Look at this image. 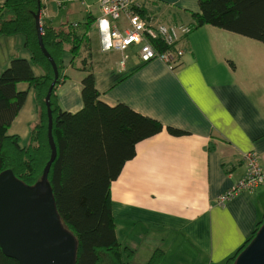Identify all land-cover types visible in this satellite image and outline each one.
I'll use <instances>...</instances> for the list:
<instances>
[{
	"label": "crops",
	"instance_id": "1",
	"mask_svg": "<svg viewBox=\"0 0 264 264\" xmlns=\"http://www.w3.org/2000/svg\"><path fill=\"white\" fill-rule=\"evenodd\" d=\"M68 1L75 5L69 13L80 12L79 20L96 19L91 50L74 65L65 57L61 106L71 112L83 107L82 59L88 55L105 101L127 104L165 125L137 144L111 185L117 236L135 250L129 264H149L157 249L164 252L163 264H227L264 221V184L217 202L247 173L246 152H257L264 163V43L204 25L190 33L172 69L160 59L142 62L138 45L113 49L110 20L98 0ZM143 6L163 24L169 7L201 10L199 0H144ZM19 57H31L25 36L0 34V75ZM30 95L20 114L29 99L33 103ZM167 126L185 133L171 134Z\"/></svg>",
	"mask_w": 264,
	"mask_h": 264
},
{
	"label": "trees",
	"instance_id": "2",
	"mask_svg": "<svg viewBox=\"0 0 264 264\" xmlns=\"http://www.w3.org/2000/svg\"><path fill=\"white\" fill-rule=\"evenodd\" d=\"M39 3L44 13L42 0L0 2V34L22 33L31 56L13 59L0 75V174L11 169L28 185L41 181L52 152L47 93L56 80L51 108L57 155L51 165L48 183L63 226L76 237V264H129L135 250L123 245L117 236L110 200L111 185L125 163L136 155L137 144L161 132L165 125L127 104L105 101L95 85L88 55L82 59V69L87 72L82 80L83 107L76 112L65 110L58 97L61 78L67 77L65 54L70 50L74 65L84 52L91 50L89 33L96 18L89 15L87 20L58 24L41 18L44 45L59 70V77L55 79L53 64L40 45L36 22ZM199 5L200 12L169 7L163 13L168 25L186 28V31L172 44L162 37L152 39L160 51L180 46L185 53L190 33L204 25L264 43V0H199ZM140 13L150 20L144 8ZM36 65L42 66L44 73L37 74ZM22 83L27 86L21 89ZM32 89L38 118L31 130L30 142L23 145L21 136L9 130L25 107ZM166 128L174 135L185 133L173 126ZM263 222L258 223L250 238L228 258L227 264H234ZM163 255L161 249L155 250L149 264H163ZM0 264L19 262L7 256L0 246Z\"/></svg>",
	"mask_w": 264,
	"mask_h": 264
},
{
	"label": "water",
	"instance_id": "3",
	"mask_svg": "<svg viewBox=\"0 0 264 264\" xmlns=\"http://www.w3.org/2000/svg\"><path fill=\"white\" fill-rule=\"evenodd\" d=\"M40 11L39 3L36 22L40 45L53 64L57 79L58 67L42 38ZM55 84L56 80L47 93L48 136L52 152L41 181L28 185L16 177L11 169L0 174V246L7 256L18 260L19 264H76V237L63 226L52 187L48 183L51 165L57 155L51 108ZM235 264H264V222L240 252Z\"/></svg>",
	"mask_w": 264,
	"mask_h": 264
},
{
	"label": "built area",
	"instance_id": "4",
	"mask_svg": "<svg viewBox=\"0 0 264 264\" xmlns=\"http://www.w3.org/2000/svg\"><path fill=\"white\" fill-rule=\"evenodd\" d=\"M99 3L104 16L110 20L109 37L113 49L124 51L132 45H138L142 62L160 59L172 69L180 64L184 54L182 47L160 51L151 40L162 37L172 44L182 36L186 28L148 21L140 13L144 8V0H99ZM40 17L43 18L42 11ZM245 160L247 173L238 183L217 197L218 203L223 204L242 191L254 190L264 184V163L258 153L246 152Z\"/></svg>",
	"mask_w": 264,
	"mask_h": 264
},
{
	"label": "rangeland",
	"instance_id": "5",
	"mask_svg": "<svg viewBox=\"0 0 264 264\" xmlns=\"http://www.w3.org/2000/svg\"><path fill=\"white\" fill-rule=\"evenodd\" d=\"M93 1L94 0H88V2H93ZM42 2L45 5L43 8V12H44L43 13V16H44L43 19L44 20L52 21V23L58 24V23H62V22L67 21V20L74 21V20L81 19V18H79V17H81V15H79L80 12L69 13V9H73L75 6L71 1H68V0H42ZM62 2H64L63 5H60V3H62ZM156 10L160 11V9L158 7H156ZM152 20L150 19V21H152L156 24H161V22H159L155 17H153ZM92 31L94 33L93 29L91 30V32ZM93 33L91 35L89 33L90 41L93 39ZM93 52L95 55L97 53V50L94 49ZM65 57H66V59H68L69 57L72 58V54H71L70 50H68L66 52ZM95 57H97V56L95 55ZM38 66L40 67V70L42 71L40 73H44L43 67L40 65H38ZM36 73L39 74V72H36ZM70 73L74 74V75L77 74V73H75L74 69H72V68H70ZM26 86H27L26 83L20 84L21 89L26 87ZM30 94H31L30 98H33V96H34L33 103L31 101V99H29L26 110L23 111L24 114L23 113L20 114V116H21V117L19 116L20 120L17 123H15V125H13V127L9 130L10 133H18L21 136V143L23 145H27L30 142L31 130H32L33 126L35 125L37 118H38L36 115V110H37L36 98H35V93H34L33 89L31 90ZM32 94H33V96H32ZM27 113H29V115ZM142 253L143 252H141V254Z\"/></svg>",
	"mask_w": 264,
	"mask_h": 264
}]
</instances>
